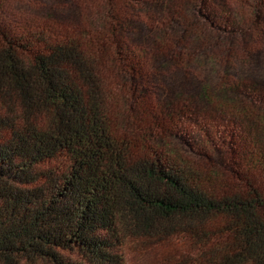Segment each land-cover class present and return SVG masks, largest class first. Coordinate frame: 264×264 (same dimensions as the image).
I'll use <instances>...</instances> for the list:
<instances>
[{
  "label": "trees",
  "instance_id": "obj_1",
  "mask_svg": "<svg viewBox=\"0 0 264 264\" xmlns=\"http://www.w3.org/2000/svg\"><path fill=\"white\" fill-rule=\"evenodd\" d=\"M90 1L81 27L0 18V264H127L125 238L167 243L168 264H264V81L228 68L264 0L230 30L225 0ZM134 11L147 54L127 39ZM202 59L194 92L142 100L148 72ZM181 122L229 152L190 156Z\"/></svg>",
  "mask_w": 264,
  "mask_h": 264
},
{
  "label": "rangeland",
  "instance_id": "obj_2",
  "mask_svg": "<svg viewBox=\"0 0 264 264\" xmlns=\"http://www.w3.org/2000/svg\"><path fill=\"white\" fill-rule=\"evenodd\" d=\"M223 8L226 13L221 14L227 22L215 20V24L222 29H231L234 22L242 27L243 23H250L251 5L254 0H225ZM222 2V1H220ZM91 1L89 0H7L0 14L6 25L13 27L31 19L38 18L43 12L55 15L63 24L81 27L90 19ZM52 10V11H50ZM46 12V13H47ZM132 19L127 32V39L132 49L147 52L150 49L149 22L150 16L142 11L129 12ZM152 16L160 17L159 11H152ZM231 26V27H230ZM241 29V28H240ZM242 30V29H241ZM245 31H249L246 30ZM245 56L238 60L231 59L228 63L229 72L233 75L252 74L264 81V12L256 27L250 31V37L245 42ZM240 55V54H239ZM211 75L208 61L196 60L186 66H168L160 71H150L147 74L148 91L143 95L147 103L155 104L160 100H168L175 93H192ZM261 107L264 104L259 103ZM207 130H201L192 123L181 122L176 133V143L190 156L197 158L206 151L213 153V146L228 153L232 145L231 138H218V132L203 123ZM227 130V124H224ZM221 133V132H220ZM223 136V135H222ZM209 140L212 141L209 142ZM123 251L127 264H168L169 246L160 240H129L123 241ZM72 257V255H71ZM38 264V263H37ZM40 264V263H39Z\"/></svg>",
  "mask_w": 264,
  "mask_h": 264
}]
</instances>
